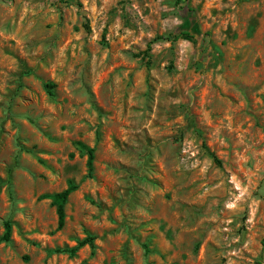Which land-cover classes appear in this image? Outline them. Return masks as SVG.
<instances>
[{
  "label": "rangeland",
  "instance_id": "rangeland-1",
  "mask_svg": "<svg viewBox=\"0 0 264 264\" xmlns=\"http://www.w3.org/2000/svg\"><path fill=\"white\" fill-rule=\"evenodd\" d=\"M0 264H264V0H0Z\"/></svg>",
  "mask_w": 264,
  "mask_h": 264
},
{
  "label": "trees",
  "instance_id": "trees-1",
  "mask_svg": "<svg viewBox=\"0 0 264 264\" xmlns=\"http://www.w3.org/2000/svg\"><path fill=\"white\" fill-rule=\"evenodd\" d=\"M189 35L188 33H182L181 35L175 36L171 41H177L181 36ZM49 88V86H48ZM76 148L84 155L88 157L87 161V167H88V175L87 178H92L93 171H94V161L96 157V150L95 148H91L87 146L86 144L82 142L75 143ZM78 189V186L74 183H70L68 188L60 193H55L51 195H44L43 199H50L52 201V205L56 207V212L58 215V228L57 230H62L65 226V219H66V213H65V207L68 202L69 197L73 192H75ZM5 232L1 238L2 242L9 243L11 241V235H12V224L7 221L4 224ZM96 237L89 235L85 239L80 240L77 242V245L75 247L69 248H57L54 250V253L57 254H68L70 257H75L77 252L85 247L90 246L92 249H95V241ZM144 249L146 250V253H149V250L147 246H144Z\"/></svg>",
  "mask_w": 264,
  "mask_h": 264
}]
</instances>
